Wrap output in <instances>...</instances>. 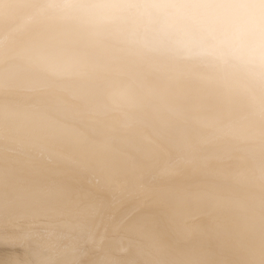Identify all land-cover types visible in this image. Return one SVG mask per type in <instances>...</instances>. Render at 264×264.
Masks as SVG:
<instances>
[{
  "label": "bare ground",
  "instance_id": "1",
  "mask_svg": "<svg viewBox=\"0 0 264 264\" xmlns=\"http://www.w3.org/2000/svg\"><path fill=\"white\" fill-rule=\"evenodd\" d=\"M0 264H264V0H0Z\"/></svg>",
  "mask_w": 264,
  "mask_h": 264
}]
</instances>
